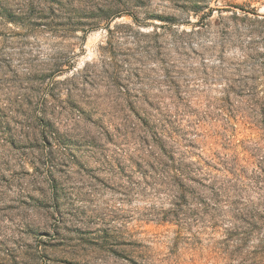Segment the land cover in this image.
Masks as SVG:
<instances>
[{"label": "rangeland", "instance_id": "374dc122", "mask_svg": "<svg viewBox=\"0 0 264 264\" xmlns=\"http://www.w3.org/2000/svg\"><path fill=\"white\" fill-rule=\"evenodd\" d=\"M0 264H264V0H0Z\"/></svg>", "mask_w": 264, "mask_h": 264}]
</instances>
